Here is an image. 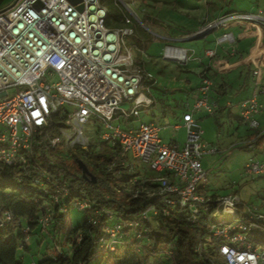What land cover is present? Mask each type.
Returning a JSON list of instances; mask_svg holds the SVG:
<instances>
[{
    "label": "built area",
    "instance_id": "obj_1",
    "mask_svg": "<svg viewBox=\"0 0 264 264\" xmlns=\"http://www.w3.org/2000/svg\"><path fill=\"white\" fill-rule=\"evenodd\" d=\"M262 14L264 11L259 10L257 15H229L201 31L214 32L216 48L205 51L209 60L198 74L194 99L181 123L173 125V131L186 129V139L179 146L174 137L167 143L161 140V125L154 120L139 122L135 128L122 129L119 125L138 119L141 110L153 101L150 85L145 84L154 80L153 75L135 58L136 52H144L125 40L133 34L130 12L124 16L123 27L109 29L104 24L106 10L99 0H13L0 10V167L26 165L35 147L46 150L50 145L63 144L67 149H86L92 140L86 126L93 123L97 124L95 135L100 141L117 145L122 155L148 163L155 172L169 174L155 179L168 204L197 212L209 200L203 191L207 171L201 158L213 150L201 141L194 113L212 115L218 108L211 98L213 82L206 69H228L227 59L218 58L219 47L235 41L232 27L254 26L257 19L264 20ZM162 58L186 65L192 53L166 44ZM253 64V93L238 102V114L249 128L257 129L255 116L264 112V103L259 102L256 92L264 93V86L262 67L259 61ZM55 113H61L65 121L58 133L50 134L47 128ZM123 166L133 167L127 161ZM244 172L264 175V160L246 163ZM41 174H46L44 169ZM53 184L58 187L55 181ZM53 198L56 200L57 195ZM238 204L239 198L233 194L217 199L211 215L216 220L208 224L206 242L224 264H264V248L248 237L252 228L264 229L257 222L264 220V215L250 213L247 219H237ZM148 211L154 213L155 209L148 208L142 216ZM224 214H228L227 219H223ZM10 218L11 214L4 211L0 222ZM120 228L117 223L106 229V247L110 250L119 240Z\"/></svg>",
    "mask_w": 264,
    "mask_h": 264
},
{
    "label": "trees",
    "instance_id": "obj_2",
    "mask_svg": "<svg viewBox=\"0 0 264 264\" xmlns=\"http://www.w3.org/2000/svg\"><path fill=\"white\" fill-rule=\"evenodd\" d=\"M99 3L106 10L104 24L107 28L125 25L124 16L128 12L122 5L116 0H99ZM232 12L235 11L226 13ZM147 20L148 17L142 16L137 21ZM133 35L129 45L137 47L139 39L134 30ZM143 35L147 37L145 33ZM138 54L141 55L136 52V62L142 66ZM209 70L206 69L208 74ZM145 84L154 87L155 80H146ZM212 91L218 92L213 86ZM224 94L223 90L213 99L218 105L215 112L229 108L227 117L242 121L230 107L219 105V98ZM152 99L150 107L156 104V99ZM189 104L187 100L184 108ZM165 113L164 110L162 116ZM51 121L47 131L58 133L65 117L55 113L51 115ZM93 140L86 149L74 148L72 152L76 161L81 160L78 155L84 158L82 161L95 176L94 183L83 178L78 169L76 174L67 171L62 160L47 154L57 146L50 145L46 150L35 147L31 159L24 166L0 167V216L4 211L11 214L8 221L0 222V264H22L16 255L17 250L19 247L28 250L26 241L36 229L41 234L46 233L54 242L53 252L37 264H93L95 258H99L97 264L103 260L105 264H224L206 242L210 233L208 224L216 220L211 215L221 196L208 195L204 188L209 200L197 212L178 205L171 206L155 181L159 176H168L167 172L158 173L152 169V173L141 172L134 166L126 168L123 163L128 162L127 156L120 153L117 145ZM85 161L93 163L95 171H91ZM42 169L45 175L41 174ZM54 195H57L56 200ZM80 204H85V207L80 208ZM151 207L155 212L148 211L143 217L142 212ZM71 208L83 211L84 220L76 228L67 227L60 243L64 223H71ZM46 216L47 220H44ZM237 216L247 219L249 214L238 211ZM257 222L264 226V220ZM117 223L121 225L119 240L110 250L106 247L109 241L106 229ZM262 236L264 229L252 228L248 233L251 241H259ZM65 245L67 248L63 249Z\"/></svg>",
    "mask_w": 264,
    "mask_h": 264
},
{
    "label": "rangeland",
    "instance_id": "obj_3",
    "mask_svg": "<svg viewBox=\"0 0 264 264\" xmlns=\"http://www.w3.org/2000/svg\"><path fill=\"white\" fill-rule=\"evenodd\" d=\"M126 11L133 15L134 22L129 26L134 30L138 37L137 47L144 54L139 55L142 67L146 72L153 75L155 80L154 87L150 86V94L156 99V104L150 108H144L140 112L138 119L132 122V125L124 122L119 123L122 129L129 127L135 128L139 122L156 121L161 125L160 138L163 142H169L172 137L173 125L181 121L182 112L188 110L184 108L187 100L191 103L194 99L196 87L199 79L198 74L204 65L208 62L202 61L201 58H207L205 51L215 46L214 32L208 33L203 38L192 40H181L201 34L215 21L225 19L229 15H236L235 12H244L258 14L259 10L264 11V0H116ZM13 0H2L0 10L8 7ZM227 11H235L226 13ZM142 16L148 17L147 21L139 23L137 20ZM264 17V14H262ZM250 26V25H245ZM264 33V20L257 19L254 26ZM147 37L144 38L143 34ZM134 35L126 37V43L133 39ZM171 44L182 47L192 53V58L188 64L181 65L174 61L163 60L164 45ZM244 54L249 52L253 39H244L240 43ZM135 45V46H136ZM130 46V45H129ZM223 48L230 51L237 48L235 42H225ZM258 49L254 50V52ZM260 56V57H259ZM259 61L264 69V52L259 54ZM222 59L221 56H218ZM198 59H201L198 61ZM253 60V59H252ZM250 59V61H252ZM255 60V59H254ZM253 60V61H254ZM229 63L233 59L228 60ZM249 61V59H248ZM255 61V62H256ZM203 64V65H202ZM209 75L213 80V88L217 89L222 79L226 80L227 90L222 101H218L223 106L225 101L232 103L231 112L234 115L239 113L238 100L241 96H251L253 93L252 81L250 76V66H241L233 70H222L210 68ZM262 86H264V76H262ZM258 93V100L264 102V93ZM212 100L217 97L215 92H211ZM127 107V106H125ZM166 111L162 116V112ZM228 110L220 109L212 115L204 112H195L194 118L201 130V141L213 151L202 155L201 161L203 168L207 171V182L204 184L208 195L227 196L235 195L239 198L238 211L244 213H260L264 215V175H247L244 172V165L251 161L264 160V112L256 114L255 119L259 126L257 129H251L244 121L237 120L233 117H227ZM155 113V116L151 114ZM177 118L180 120L177 121ZM115 123H118L117 121ZM97 124L89 123L86 126L87 134L91 139L98 140L95 135ZM255 131H258L257 134ZM174 136L179 144L186 139V129L182 127L179 131L174 132ZM93 140V141H94ZM73 148L67 149L63 144L49 151L47 154L51 158H59L65 164L67 171L72 174L77 173L78 166L73 155ZM127 156L135 168L143 171L150 170L148 163L133 159L129 154ZM81 160L84 158L80 155ZM86 162V161H85ZM91 171H95V165L86 162ZM79 170V169H78ZM80 172V170H79ZM81 174V172H80ZM71 223H64L63 232L60 235L59 242H63V236L67 227L76 228L83 223L84 212L71 208L69 210ZM227 216V215H226ZM240 219V216H237ZM256 232L252 236L255 237ZM252 241L260 248H264V236ZM21 244V242H19ZM52 238L46 233L36 229L28 237L26 245L27 251L21 247L17 250V257L21 259L22 264H37V262L51 252H53ZM66 245L63 249H66ZM99 258H95L92 263L97 264ZM101 264H105V260Z\"/></svg>",
    "mask_w": 264,
    "mask_h": 264
},
{
    "label": "crops",
    "instance_id": "obj_4",
    "mask_svg": "<svg viewBox=\"0 0 264 264\" xmlns=\"http://www.w3.org/2000/svg\"><path fill=\"white\" fill-rule=\"evenodd\" d=\"M250 26L248 27L245 25H235L234 27L231 28V32L235 36L234 42L237 43V45H238V47L236 49L233 48L230 51H228L227 49L223 48V46L219 47L218 56H221L222 59H227V61L230 59L231 60L233 59V61L229 63L230 64L229 70H233V69L239 68L241 66H246V68H247L248 65L250 66V70H251L253 65H254L253 62H255L259 58L258 56H259V54H261V52H264V33L259 31V29L257 27L251 28ZM244 39H253V44L251 45L249 52L247 54H244L243 49H242V45L240 44L242 42V40H244ZM215 48H216V46H214V48H212V49H215ZM256 49H258V51L254 52V50H256ZM201 59H202V61H206L205 59H208V58H201ZM248 59H249V61H248ZM250 59L251 60L255 59V60L250 61ZM207 62H208V60H207ZM262 63H264V61H262ZM250 76H251V72H250ZM262 76H264V69H262ZM251 81H252V78H251ZM225 82H226V80L222 79L220 84L223 83V86L219 85L217 87V91H218L217 94L222 92L223 90L224 91L227 90V84ZM224 97H226V96H222L221 98H219V103H220V101H222L224 99ZM247 97L248 96H241L238 101L245 99ZM226 103H227V101H225L224 105H226ZM261 103H264V102H261ZM151 115L155 116V113H152ZM176 119H177V121L180 120V118H177V117H176ZM134 120L135 119H132V121L130 122L131 125H132V122ZM175 123H181V121L175 122ZM181 128L182 127H180L177 131H179ZM177 131H172V137H174L176 142H177V140H176V137L174 136V132H177ZM177 144L179 146H181L183 143L179 144L177 142Z\"/></svg>",
    "mask_w": 264,
    "mask_h": 264
},
{
    "label": "water",
    "instance_id": "obj_5",
    "mask_svg": "<svg viewBox=\"0 0 264 264\" xmlns=\"http://www.w3.org/2000/svg\"><path fill=\"white\" fill-rule=\"evenodd\" d=\"M69 1L72 2V3H77L80 0H69ZM78 9L81 10L82 6L79 5ZM210 32H211V30L208 29L205 32H203L202 34H198V35L189 37L187 39H181V40H192V39L203 38ZM76 164L78 166V169L81 171L82 177L85 178V179H90L94 183L95 182V176L87 169V167L84 164V162L82 160H77Z\"/></svg>",
    "mask_w": 264,
    "mask_h": 264
},
{
    "label": "bare ground",
    "instance_id": "obj_6",
    "mask_svg": "<svg viewBox=\"0 0 264 264\" xmlns=\"http://www.w3.org/2000/svg\"><path fill=\"white\" fill-rule=\"evenodd\" d=\"M226 215L228 216V214H224V216H223V217H227ZM224 219H225V218H224Z\"/></svg>",
    "mask_w": 264,
    "mask_h": 264
}]
</instances>
